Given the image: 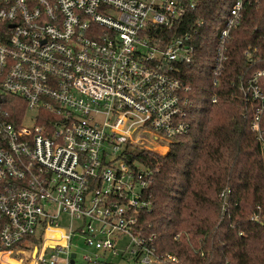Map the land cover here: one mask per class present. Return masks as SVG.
Wrapping results in <instances>:
<instances>
[{"label":"built area","instance_id":"built-area-1","mask_svg":"<svg viewBox=\"0 0 264 264\" xmlns=\"http://www.w3.org/2000/svg\"><path fill=\"white\" fill-rule=\"evenodd\" d=\"M198 1L0 0V264H70L75 236L94 249L87 263L178 261L143 232L150 172L125 157L128 147L161 154L189 130L175 72L202 25L187 19ZM244 2L219 31L214 86ZM174 27L170 40L158 36ZM261 79L264 69L238 77L257 102L251 130L264 149Z\"/></svg>","mask_w":264,"mask_h":264},{"label":"trees","instance_id":"trees-1","mask_svg":"<svg viewBox=\"0 0 264 264\" xmlns=\"http://www.w3.org/2000/svg\"><path fill=\"white\" fill-rule=\"evenodd\" d=\"M233 2L199 0L187 15L190 26L202 21L192 32L189 60L176 63L187 87L188 132L165 154L128 147L125 157L150 172L145 197L151 204L140 223L146 235L156 234L159 251L178 258L160 264H264V149L251 130L257 102L245 100L238 80L264 69V0H245L214 86L216 41ZM179 29L158 28V36L168 41ZM260 85L264 90V79ZM254 213L261 218L252 220Z\"/></svg>","mask_w":264,"mask_h":264},{"label":"rangeland","instance_id":"rangeland-1","mask_svg":"<svg viewBox=\"0 0 264 264\" xmlns=\"http://www.w3.org/2000/svg\"><path fill=\"white\" fill-rule=\"evenodd\" d=\"M30 121L28 119H26V123H29ZM161 154H165L166 151L164 152L163 149H159ZM59 224L62 225L63 227H67L68 226V221L66 219V216H63V219L59 221ZM122 243H125L126 240L122 239L121 240ZM71 251L76 253V257H75V263L74 264H114L117 261L116 257H107L106 259L103 260H99L97 262H91V263H87L84 259H83V255L84 254H91L94 249L92 247H89L87 245H85L83 243V240L81 237L75 236L74 238H72L71 240ZM49 254L50 252H48L46 254V258H49ZM63 254L60 253L59 257H62Z\"/></svg>","mask_w":264,"mask_h":264},{"label":"water","instance_id":"water-1","mask_svg":"<svg viewBox=\"0 0 264 264\" xmlns=\"http://www.w3.org/2000/svg\"><path fill=\"white\" fill-rule=\"evenodd\" d=\"M74 257H75V253H71V261H70V264H73L74 263Z\"/></svg>","mask_w":264,"mask_h":264},{"label":"crops","instance_id":"crops-1","mask_svg":"<svg viewBox=\"0 0 264 264\" xmlns=\"http://www.w3.org/2000/svg\"><path fill=\"white\" fill-rule=\"evenodd\" d=\"M160 149H163V151L165 152L166 151V153L168 152V150H169V148H160Z\"/></svg>","mask_w":264,"mask_h":264},{"label":"bare ground","instance_id":"bare-ground-1","mask_svg":"<svg viewBox=\"0 0 264 264\" xmlns=\"http://www.w3.org/2000/svg\"><path fill=\"white\" fill-rule=\"evenodd\" d=\"M25 246V245H24ZM21 247H22V245H21Z\"/></svg>","mask_w":264,"mask_h":264}]
</instances>
